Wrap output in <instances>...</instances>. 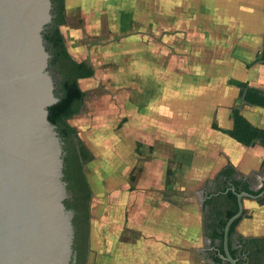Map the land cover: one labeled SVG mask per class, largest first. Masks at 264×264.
<instances>
[{
  "label": "crops",
  "instance_id": "crops-1",
  "mask_svg": "<svg viewBox=\"0 0 264 264\" xmlns=\"http://www.w3.org/2000/svg\"><path fill=\"white\" fill-rule=\"evenodd\" d=\"M156 1L64 0V41L80 40L83 31L95 37L103 19L108 35L120 37L107 47L115 49L110 57L125 64L127 79L136 80L126 98V116L135 125L130 136L153 149L151 163L145 162L135 180L136 188L152 198L139 196L135 205L129 199L120 202L114 216L109 206L105 229L89 233L93 264H212L208 254L214 246L204 231L203 207L197 204V212L191 196L178 202L165 193L206 197L227 165L253 192L264 186V147L244 146L226 134L233 107L264 129V108L245 104L233 84L264 91V63L256 61L263 47L264 0H163L161 7ZM76 16L82 28L68 32L66 25ZM83 50L68 52L89 63L81 59ZM164 63L166 87L158 73ZM258 199L243 200L246 216L236 227L243 237H264V195L263 202Z\"/></svg>",
  "mask_w": 264,
  "mask_h": 264
},
{
  "label": "water",
  "instance_id": "water-1",
  "mask_svg": "<svg viewBox=\"0 0 264 264\" xmlns=\"http://www.w3.org/2000/svg\"><path fill=\"white\" fill-rule=\"evenodd\" d=\"M51 0H0V264H71L74 212L67 209L62 142L48 119L59 99L48 72L42 32L50 24ZM201 207L203 192L197 193ZM223 230L219 258L237 264L228 250L231 224Z\"/></svg>",
  "mask_w": 264,
  "mask_h": 264
},
{
  "label": "trees",
  "instance_id": "trees-1",
  "mask_svg": "<svg viewBox=\"0 0 264 264\" xmlns=\"http://www.w3.org/2000/svg\"><path fill=\"white\" fill-rule=\"evenodd\" d=\"M51 22L42 32L46 51L50 55L48 72L54 82V95L59 101L48 109V119L56 127L63 150V181L66 184L67 199L64 204L74 212L72 220L74 228L73 252L71 264H86L89 255L90 233V200L89 186L84 166L92 159V154L78 136L77 131L68 120L81 112L85 93L80 89L78 81L91 78L94 69L87 62H77L69 54L60 27L67 23L64 0H51ZM264 63L263 47L257 57ZM240 91L241 100L251 106L264 108V91L250 88L246 83L233 82ZM232 129L226 131L232 139L244 146L258 142L264 147V129L252 126L241 114L238 107L231 110ZM264 168V157L261 163ZM250 190L245 179L231 165H227L213 179L203 206L204 231L211 240L215 251L208 254L212 264H228L219 258L223 254V230L229 218L237 212V194L245 192L257 196ZM259 202H263L260 198ZM242 216L235 220L228 233V250L237 264H264V237H243L236 232Z\"/></svg>",
  "mask_w": 264,
  "mask_h": 264
},
{
  "label": "rangeland",
  "instance_id": "rangeland-1",
  "mask_svg": "<svg viewBox=\"0 0 264 264\" xmlns=\"http://www.w3.org/2000/svg\"><path fill=\"white\" fill-rule=\"evenodd\" d=\"M145 2L146 5L148 1ZM159 2L161 7L163 0L156 1L157 7ZM144 18L147 20L150 17L145 16ZM149 20H143V22L150 23ZM81 21L79 16L69 21L66 25L68 32L71 28H77L78 26L82 28L83 23ZM107 27L106 19H103L101 21V33L95 37L83 31L84 34L81 35L80 40L71 41L70 39L69 42L65 41L68 51L70 47H84L81 59L88 61L94 68L92 78L78 81L80 89L85 93L82 110L80 114L68 120V123L76 129L78 136L92 154V159L84 166L92 192L90 233H98L100 230L105 229L104 214L109 211V206L112 207V215L114 216V212L118 211L120 202L129 199V205H135V201L139 196H145L146 201L152 198L146 197L147 194L151 196L152 193L144 192L143 195V191L136 188L135 180L141 176L145 162L151 163L153 149L151 145H143L142 143L138 145L140 137H138L136 143L134 138L130 136V133L135 129V125H129V119L127 118L129 114L125 112L127 94L135 89L136 80L127 79L124 72L125 64L121 59L110 57L115 49H109L108 47L111 42L118 43L120 37L112 39L107 33ZM61 29H63L62 26L60 31ZM150 70V66H148V71ZM166 72L167 65L165 63L161 64L158 73L160 81L164 83L163 87H166L167 83L163 79L164 76L166 77ZM141 103L139 102V104ZM183 128H185V124ZM141 146L142 148L143 146L149 148V152H143ZM165 194L174 197L178 202L191 196L192 208L197 212L200 210L197 207L199 199L196 193ZM111 200L114 202H111ZM200 211L202 213L203 208ZM209 261L211 260L209 259ZM86 264H93L92 259H89V255Z\"/></svg>",
  "mask_w": 264,
  "mask_h": 264
},
{
  "label": "flooded vegetation",
  "instance_id": "flooded-vegetation-1",
  "mask_svg": "<svg viewBox=\"0 0 264 264\" xmlns=\"http://www.w3.org/2000/svg\"><path fill=\"white\" fill-rule=\"evenodd\" d=\"M215 249H216V248H214V247H213V249H212L211 253H212V252H214V251H215Z\"/></svg>",
  "mask_w": 264,
  "mask_h": 264
}]
</instances>
